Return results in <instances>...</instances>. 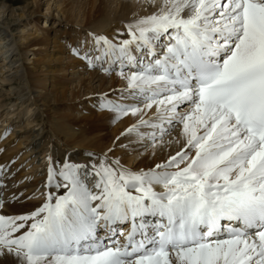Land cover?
Instances as JSON below:
<instances>
[{"label":"snow or ice","instance_id":"snow-or-ice-1","mask_svg":"<svg viewBox=\"0 0 264 264\" xmlns=\"http://www.w3.org/2000/svg\"><path fill=\"white\" fill-rule=\"evenodd\" d=\"M149 2L127 38L73 52L119 69L100 107L136 117L125 132L155 146L179 125L182 147L147 170L49 155L42 203L0 214L4 264H264V0Z\"/></svg>","mask_w":264,"mask_h":264},{"label":"bare ground","instance_id":"bare-ground-1","mask_svg":"<svg viewBox=\"0 0 264 264\" xmlns=\"http://www.w3.org/2000/svg\"><path fill=\"white\" fill-rule=\"evenodd\" d=\"M154 10L149 0H26L22 6L0 3V214H26L42 203L41 193L48 191L43 186L49 155L54 161L67 158L86 163L89 152L107 153L125 167L147 170L180 150L183 138L179 125L165 134L163 144L155 146L148 138L125 132L136 117L117 121L114 115L113 127L108 118L104 126L94 125L97 117L89 114L90 109L101 110L102 97L118 99L126 81L118 72L89 67L73 52L77 46L88 47L90 33L115 41L127 38L126 25ZM31 24L34 31L28 28ZM59 26L76 28L73 48H65V39L62 43L56 39ZM99 113L113 115L106 110ZM70 122L89 124L91 129L76 132ZM0 264H4L2 259Z\"/></svg>","mask_w":264,"mask_h":264},{"label":"rangeland","instance_id":"rangeland-1","mask_svg":"<svg viewBox=\"0 0 264 264\" xmlns=\"http://www.w3.org/2000/svg\"><path fill=\"white\" fill-rule=\"evenodd\" d=\"M0 3H4V4H7V5H11V6H22L26 3V0H0ZM21 3V4H19ZM45 12V5L42 7L41 9V15L42 13ZM42 18L39 17V20H41ZM32 27V28H31ZM34 26L31 24L28 26V28L32 31L35 30V28H33ZM71 26H59L57 31H55V37L57 40H59L61 43L62 41L65 39L64 43L63 44H67L65 46L66 49H68V45H70L71 47L73 46V41H77V30L76 28H70ZM71 34V35H70ZM73 35V36H72ZM72 37V38H71ZM69 40V41H68ZM73 48V47H72ZM68 53V51L66 52ZM75 57L77 58V55L74 53ZM118 71V69L114 70L113 73H116ZM112 73V72H111ZM1 90V89H0ZM6 91V90H4ZM117 90H113V94L116 93ZM111 92V93H112ZM118 92V91H117ZM117 94V93H116ZM103 110H106V109H103L101 108L100 109H93L89 111V114L93 115V117H97L95 119V121L93 122V124L95 125L96 123L97 124H103L104 126V120L108 118V123H110L111 127H113L114 123H111L113 120H114V114L112 112L113 115L109 114V115H106L105 117L100 115L99 112L103 111ZM106 112H108V110H106ZM77 114V113H76ZM83 113H80V115H82ZM99 114V115H98ZM79 115V116H80ZM108 116V117H107ZM113 116V117H112ZM111 120V121H110ZM115 120H119V119H115ZM75 122H70L69 125L71 127H73L72 129L76 132H83V131H89L91 129V126L89 124H85V125H79L80 123H75ZM107 123V124H108ZM74 125V126H73ZM84 129V130H83ZM57 147V146H56ZM58 149V150H57ZM56 150L59 151V148H57Z\"/></svg>","mask_w":264,"mask_h":264}]
</instances>
